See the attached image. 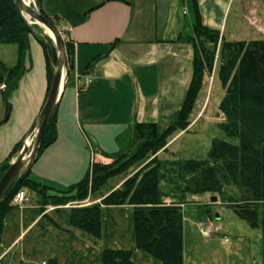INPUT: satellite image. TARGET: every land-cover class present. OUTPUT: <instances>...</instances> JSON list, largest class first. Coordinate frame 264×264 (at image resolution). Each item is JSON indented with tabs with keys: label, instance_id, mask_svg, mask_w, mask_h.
Here are the masks:
<instances>
[{
	"label": "crops",
	"instance_id": "crops-1",
	"mask_svg": "<svg viewBox=\"0 0 264 264\" xmlns=\"http://www.w3.org/2000/svg\"><path fill=\"white\" fill-rule=\"evenodd\" d=\"M245 1L197 0L196 5L205 26L235 40L229 16ZM40 7L73 45L72 74L56 107L57 138L29 172L33 181L62 190L80 183L94 163L126 153L136 123H154L163 131L175 121L193 75V48L181 39L193 35L196 8L193 0H42ZM13 54L10 64L2 54L0 60L13 67L17 51ZM24 68L13 91L0 90V166L15 161L23 145L31 144L29 133L49 94L47 56L35 37ZM169 147L159 159L169 160L161 156L170 153ZM24 191L28 199L16 209L32 221H17L16 209L7 213L0 242V249L6 247L0 255L5 264L37 222L75 209L47 206L40 212L36 193ZM96 196L84 207L101 203L103 195Z\"/></svg>",
	"mask_w": 264,
	"mask_h": 264
},
{
	"label": "trees",
	"instance_id": "trees-1",
	"mask_svg": "<svg viewBox=\"0 0 264 264\" xmlns=\"http://www.w3.org/2000/svg\"><path fill=\"white\" fill-rule=\"evenodd\" d=\"M196 8L192 36L181 39L193 48V75L188 94L175 121L163 132L154 123H136L133 143L127 153L119 154L113 165L94 163L86 177L67 189L48 187L33 181L30 172L14 182L5 194L0 209V242L7 213L19 208L12 205L21 190L36 193L41 206H66L84 201L96 194L115 176L131 167L154 158L120 190L102 201L106 207L131 206L137 250L143 251L159 264H184L183 204L190 196L218 194L235 215L252 229L262 230L264 264V40L252 42L221 41L220 31L208 28ZM39 7L42 0H37ZM40 12L45 15L40 7ZM63 33V32H62ZM32 28L24 20L15 0H0V45L17 47V62L8 68L0 60V85L13 91L25 72ZM65 35V33H63ZM37 40L44 47L49 69V90L57 64V51L48 38ZM69 59L73 45L65 39ZM220 44L218 79L225 97L220 104L224 122L219 129L227 140L215 139L205 160H161L156 156L166 151L167 141L190 125V116L202 90L204 75L214 66ZM210 45L212 49H208ZM57 138L56 110L47 126L39 154ZM18 149H21L20 146ZM115 156V155H114ZM156 156V157H155ZM113 157V156H111ZM10 164L0 166V180ZM92 175L90 176V173ZM234 187L239 197H226V188ZM170 198V204L165 200ZM99 204L72 209L71 224L98 237L101 231ZM1 255V253H0ZM102 264H135L133 251L106 249Z\"/></svg>",
	"mask_w": 264,
	"mask_h": 264
},
{
	"label": "rangeland",
	"instance_id": "rangeland-1",
	"mask_svg": "<svg viewBox=\"0 0 264 264\" xmlns=\"http://www.w3.org/2000/svg\"><path fill=\"white\" fill-rule=\"evenodd\" d=\"M28 1L40 11L37 0ZM229 17L231 21L234 20L231 25H233L235 40H228L220 32L221 41L249 43L264 40V0H246L242 4L240 2L236 9L231 11ZM24 20L32 28L29 40L32 37L50 39L44 28L26 16ZM207 48L212 49L210 45H207ZM16 51L17 47L14 45L0 46V54L6 58L8 64L12 62L13 52L16 53ZM219 51L220 44L216 51L212 71L204 75L202 90L190 116V125L184 131H178L169 138L165 149L170 146V153L161 155L162 159L205 160L208 158L215 139L227 140L219 129V125L225 120L220 112L225 90L217 75ZM161 152L164 151H160L156 156ZM118 157L119 154L106 157V163L96 164L110 166ZM153 158L154 156H148L144 162L131 167L126 173L110 179L100 192L89 195L86 200L71 202L67 205L83 208L84 204H90L88 200L96 195L99 197L103 195V201L115 191L120 190L126 181L142 170ZM116 186L117 189L111 191ZM225 191L226 197H239V191L234 187L226 188ZM106 193L108 194L105 196ZM213 198L216 202H213ZM102 201L98 204H102ZM169 202L171 203L172 200L170 199L167 203ZM100 206H102L100 236L94 237L75 228L71 224V211H56L41 222H37L35 228L28 231L23 240L21 239L22 241L20 240L11 251L6 263L20 264L22 260V264H42V262L47 264L54 262L56 264H102L103 252L106 249H112L133 251L135 264H159L145 252L137 250L133 207ZM183 213L184 264H263L262 230L250 228L246 222L235 215L226 202H221L218 194L190 196L183 204ZM14 215L17 221L24 219L26 225L32 221H29L32 217L27 213L22 214L20 209H16ZM16 225L13 228L14 232L19 230V225ZM200 228L214 231L213 238L204 237ZM225 239L229 242L225 243ZM5 248L3 245L0 253ZM0 264L5 263L1 260Z\"/></svg>",
	"mask_w": 264,
	"mask_h": 264
},
{
	"label": "water",
	"instance_id": "water-1",
	"mask_svg": "<svg viewBox=\"0 0 264 264\" xmlns=\"http://www.w3.org/2000/svg\"><path fill=\"white\" fill-rule=\"evenodd\" d=\"M15 1L20 12L24 16L44 28L47 33L49 32V34H51L48 35L53 41L57 51V64L45 105L34 127L29 133V138L32 139V143L30 145H23L18 157L15 161L10 163L9 169L0 180V209L3 198L11 185L25 176L33 167L38 157L47 126L56 110L58 102L60 101L62 93L66 87L67 80L72 74L65 38L59 27L31 4H28L26 0ZM213 202H216L215 198H213Z\"/></svg>",
	"mask_w": 264,
	"mask_h": 264
},
{
	"label": "built area",
	"instance_id": "built-area-1",
	"mask_svg": "<svg viewBox=\"0 0 264 264\" xmlns=\"http://www.w3.org/2000/svg\"><path fill=\"white\" fill-rule=\"evenodd\" d=\"M0 89H1V91L4 93V92H6L7 87H6L5 84H2V85L0 86ZM31 143H32V142H31ZM27 199H28V198H27V193H26V191L21 190L20 192H18V193L15 195V197H14V199H13V201H12V204L20 208V207H22L23 204L27 201ZM200 232H201V234H202L204 237H206L207 239H211V238H213V236H214V231H211L210 229L200 228ZM224 242H225V243H228L229 240H228V239H225ZM44 264H45V263H44Z\"/></svg>",
	"mask_w": 264,
	"mask_h": 264
},
{
	"label": "bare ground",
	"instance_id": "bare-ground-1",
	"mask_svg": "<svg viewBox=\"0 0 264 264\" xmlns=\"http://www.w3.org/2000/svg\"><path fill=\"white\" fill-rule=\"evenodd\" d=\"M26 1H27L28 4H31L30 1H28V0H26ZM48 34H49V32H48ZM49 35H51V34H49ZM12 205H13V204H12Z\"/></svg>",
	"mask_w": 264,
	"mask_h": 264
}]
</instances>
